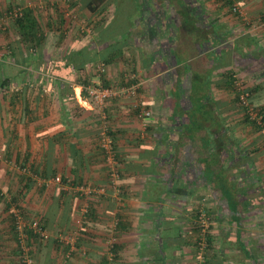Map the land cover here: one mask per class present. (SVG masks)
<instances>
[{
	"label": "crops",
	"instance_id": "obj_1",
	"mask_svg": "<svg viewBox=\"0 0 264 264\" xmlns=\"http://www.w3.org/2000/svg\"><path fill=\"white\" fill-rule=\"evenodd\" d=\"M17 7L45 40L29 56L17 31L10 46L0 40V56H24L0 58V195L40 193L46 206L0 201V264L18 262L14 208L47 230L32 242L38 264H196L201 212L211 219L207 264H264V135L235 87L246 83L264 108V0H0L1 34ZM88 83L136 87L105 108L120 193L100 113L82 102ZM81 185L106 194L85 199ZM75 233V248L60 242Z\"/></svg>",
	"mask_w": 264,
	"mask_h": 264
},
{
	"label": "built area",
	"instance_id": "obj_2",
	"mask_svg": "<svg viewBox=\"0 0 264 264\" xmlns=\"http://www.w3.org/2000/svg\"><path fill=\"white\" fill-rule=\"evenodd\" d=\"M22 11V8H17L10 16H22ZM234 11L237 12L239 10L238 8H235ZM100 69L102 71H105V68L103 66H101ZM235 87L238 92L239 104L244 108L245 114L248 116L250 121L255 122V124L260 128L261 133L264 135V114L261 113L257 109V107L250 101L251 94L249 89L244 85L242 81L238 79L235 81ZM84 89L86 92V98H82V102L88 103L91 106L92 110H95L96 108V110L100 113L99 119L102 123V129L100 133V148L106 157V163L109 168V176L111 179L110 184L115 192L120 193L118 184L120 179V171L118 168L117 160L115 158L114 139L110 135V131L107 126L108 117L106 115L105 108L107 106V103L114 99L121 98L129 94H136V87L134 85L128 87H104L99 83H93L89 86L84 87ZM140 117H151V113L149 111H142ZM55 180L56 182H61V176L57 175L55 177ZM75 191L85 199H90L97 196L98 194H106V189L103 187H93L87 185L76 187ZM11 213L15 217V226L19 240V264H38L31 253V244L34 241V237L32 236H39L40 238H42L41 240L47 239L48 235L46 228L43 227L40 219L26 221L23 217L22 212L17 208H14ZM87 213L88 207H84L80 210V220H78V224L80 225V227H82V222L85 219ZM197 219L198 220L196 221V224L200 229V234L197 243L196 264H207V235L210 231L211 222L210 218L205 212H201ZM77 240V237H74L72 235L60 236V242L65 246H70L71 248H75ZM113 243V240L109 241V248L112 247Z\"/></svg>",
	"mask_w": 264,
	"mask_h": 264
},
{
	"label": "trees",
	"instance_id": "obj_3",
	"mask_svg": "<svg viewBox=\"0 0 264 264\" xmlns=\"http://www.w3.org/2000/svg\"><path fill=\"white\" fill-rule=\"evenodd\" d=\"M93 5L95 7H97V8H99V6L102 5V3L95 2ZM17 8H14L13 10H10L9 19L7 21L8 22H12V26L14 25L12 30L14 31V28H15V31H17L18 34H20L21 43L24 46V51L29 56V54H33L34 50L38 47V45L41 44L45 40L44 33H43L44 27H43V25L41 23H37V21L33 17L31 11H29V10L24 11L25 9L23 7H22V10H23L22 11V16H19V17H14L13 15L10 16L11 14L14 13L15 9H17ZM19 8H21V7H19ZM7 30L10 31V28H7ZM31 51H33V52H31ZM9 53H11V52H9ZM100 67L98 68L99 72L100 73L104 72V71L101 70L102 68L100 69ZM103 67L105 68L104 65H103ZM91 84H93V83H88L86 86H89ZM99 84H101V83H99ZM8 85H9V82H5V86H8ZM101 85L104 86V87H108L107 85H104V84H101ZM250 94H251V100L250 101L252 102V104L255 105V101L253 99V93L251 92ZM238 100H239V98H238ZM255 106L257 107V109L261 113L264 114V108H260L257 105H255ZM246 119H247L248 123H250L251 125L255 126V128H257V130H259L261 132L260 128L255 124V122L250 121L247 115H246ZM109 133H110V135L113 138L112 133L111 132H109ZM114 148H115V144H114ZM3 199L4 198L2 197V195H0V201H3ZM12 217H13V220L15 221V217L13 215H12ZM43 227L45 228L44 225H43ZM196 227L199 230L198 232H200V229H199L197 224H196ZM14 229H15V233H16V236H17V245H18V249H19V240H18V234H17L15 222H14ZM210 233L211 232L209 231V233L207 235V242H208V236H210ZM32 237H34V239H33L34 241H38V242L39 241H41V242L44 241V239L41 240L42 238H40L39 236H32ZM198 238H197L196 246H197V243H198ZM115 245L116 244L113 243L112 247L110 248V254L111 255H114V250H115L114 248L116 247ZM31 251H32V244H31ZM18 257H20V252L18 253ZM206 259H207V254H206ZM17 264H19V258H18Z\"/></svg>",
	"mask_w": 264,
	"mask_h": 264
},
{
	"label": "rangeland",
	"instance_id": "obj_4",
	"mask_svg": "<svg viewBox=\"0 0 264 264\" xmlns=\"http://www.w3.org/2000/svg\"><path fill=\"white\" fill-rule=\"evenodd\" d=\"M92 8H90L89 10H91ZM96 9V8H95ZM95 9H94V11H95ZM110 10H112V8L110 7L109 8ZM61 9H59V11H60ZM106 11H107V9H106ZM54 12V11H53ZM55 12H57V11H55ZM60 14H63L62 13V11L60 12ZM58 20V22H59V28H58V30L57 31H63L64 30V24H65V19L62 17V19L60 18V17H56ZM1 19V18H0ZM61 19V20H60ZM64 19V20H63ZM40 21L42 22H44V20H43V18H41L40 19ZM1 25H4V23L0 20V31L2 30V26ZM13 27L14 26H12L11 24L9 25V28H10V31L11 32H7L6 34L4 33H0V40H9L10 41V43H9V46H10V44H11V42H14V41H12V40H15V41H17V33H16V31H13L12 29H13ZM16 33V34H15ZM7 39H6V38ZM12 47H14V48H16L14 45L12 46ZM12 51V50H11ZM6 52H4V51H1L0 50V54H5ZM13 53V55L11 56V53L9 54V55H7V56H5V57H2V56H0V58L2 57V59H6L9 63H11L12 61L13 62H19L24 56H23V53H20L19 51H14V52H12ZM14 65H12V64H5V69H4V71H5V74H15V73H18L19 72V69L17 68V67H13ZM245 86L247 87V84L245 83ZM251 93V92H250ZM3 159V158H2ZM1 159V160H2ZM10 159V158H9ZM0 160V165L2 164V161ZM12 172H19V171H17V170H15V169H12L11 170ZM108 171H109V168H108ZM2 180V179H1ZM3 181L5 182L6 181V184L7 183H9V181L12 183V181L13 180H11V179H7V178H5V179H3ZM13 184V183H12ZM12 184H9V186H10V188L11 189H13V188H15ZM5 188H7V187H5ZM20 190V189H19ZM19 190L17 191V196H18V194H19ZM25 190V189H24ZM22 194V192L20 193V195ZM33 196V197H32ZM4 197H7V199L5 198L4 199V203L6 204V202H7V200L8 199H10V203H11V205L12 206H25V204H26V206H46V204L43 202V198H46V196H44L43 194H40V193H34V194H30V195H26V194H24L22 197L21 196H19V201L17 202V203H13V200H12V198L14 197V195H12V194H10V193H4ZM35 201V202H34ZM5 204H4V206H5ZM80 219V218H79ZM38 220V219H37ZM77 226H78V223H77ZM79 229V228H78ZM72 236H74V237H77L78 235L77 234H75V235H72ZM106 251L108 252L109 251V241L106 243ZM33 256H34V254H32Z\"/></svg>",
	"mask_w": 264,
	"mask_h": 264
}]
</instances>
